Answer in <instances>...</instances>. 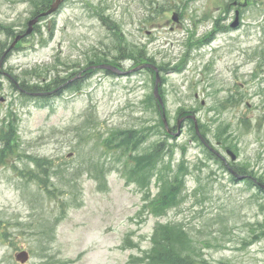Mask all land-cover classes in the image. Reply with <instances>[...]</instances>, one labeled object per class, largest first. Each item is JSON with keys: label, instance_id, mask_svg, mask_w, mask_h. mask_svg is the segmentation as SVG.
Instances as JSON below:
<instances>
[{"label": "rangeland", "instance_id": "rangeland-1", "mask_svg": "<svg viewBox=\"0 0 264 264\" xmlns=\"http://www.w3.org/2000/svg\"><path fill=\"white\" fill-rule=\"evenodd\" d=\"M39 1L0 0V125L17 120L22 151L0 165V264H152L145 254L158 222L182 225L198 258L264 264V193L254 184L264 185V0H240L234 28H226L233 0H63L26 32ZM103 15L127 46L165 65L161 111L145 98L154 81L147 69L82 73L91 59L118 56ZM216 24L225 29L211 35ZM58 76L69 86L45 88ZM185 114L221 157L235 153L249 182L208 156ZM117 127L147 129L138 151L171 135L158 162L164 175L183 172L173 205L148 211L120 150L105 153L100 139ZM26 153L52 161L53 194L11 167L35 169ZM22 250L24 263L15 256Z\"/></svg>", "mask_w": 264, "mask_h": 264}, {"label": "trees", "instance_id": "trees-1", "mask_svg": "<svg viewBox=\"0 0 264 264\" xmlns=\"http://www.w3.org/2000/svg\"><path fill=\"white\" fill-rule=\"evenodd\" d=\"M50 1L51 0H40L37 6H35L34 11H32L33 15L47 9ZM101 19L109 26V28L114 30L113 34L116 36L117 40L116 49L118 50V56L110 57L109 59L105 57H98L95 60H89L87 64L109 63L121 66L119 60L122 59L132 60L134 61V65L144 63L145 61L153 62V59L146 55L143 49L131 48L129 45L127 46L125 44L124 36L117 24L111 21L107 22V19L104 16H101ZM9 28L10 27L6 29L7 34L12 33ZM35 28L37 29V26H35ZM159 68H162V70L166 69L165 65H161ZM86 70H91L92 72L95 69L86 68ZM148 70L153 72L151 69ZM60 79V76L54 78L45 88L50 90L57 84H61ZM31 87V89L37 90L34 89V87L38 86L32 85ZM153 99V95L149 94L147 100L150 104ZM16 124L17 123H15L14 120H8L7 123L0 126V165H8L9 160H11L12 157L18 155L21 156L22 151L20 149V136ZM160 125L162 126L161 121ZM149 127L150 130H152L154 125ZM193 128L194 127L192 125V129ZM149 134L150 133L145 128H114L108 132L102 142L107 151L112 150V148H119L121 155L127 156L125 167H127L126 174L128 179L135 180L138 188L144 189L142 190V194L147 210L159 213L161 210H164L166 207L175 203L177 199V191H179L178 187H180V185H184V180L179 181V179L183 176V172L177 170L176 174L169 172L164 175L162 170L159 168L158 159L160 154L167 152V136L162 140L154 142L151 148L144 151L137 150ZM193 135L196 137L194 129ZM208 154L212 159L218 161V157L214 154L211 152H208ZM29 158L31 161L33 160L36 168L40 171L34 172L33 170L19 169L13 163L11 166L20 176L36 180L40 187H42L49 194H53L50 184L48 183L49 174L47 172L49 169V165L47 164L50 160L35 156ZM240 171L243 172V170ZM153 177L156 185L159 187V190L152 196L147 185L152 181ZM103 180H105V177H103ZM247 181H249V179ZM1 226L2 221H0V227ZM3 227L4 226L1 228ZM260 230L264 235V222L260 223ZM2 233L3 237H5L6 233L4 231ZM151 242V247L145 255L152 264H214L207 258H198L197 256L191 254L189 248L193 242V238H189L183 226L181 225L180 227L175 222H158L152 232ZM219 264L230 263L228 261H222Z\"/></svg>", "mask_w": 264, "mask_h": 264}, {"label": "water", "instance_id": "water-1", "mask_svg": "<svg viewBox=\"0 0 264 264\" xmlns=\"http://www.w3.org/2000/svg\"><path fill=\"white\" fill-rule=\"evenodd\" d=\"M59 2H60V0H55V1L51 4L50 8H49L45 13H50V12L54 11V10L57 8ZM42 14H44V13H42ZM173 16H174V15H173ZM174 18H176V17L174 16ZM36 20H37V17H35V18H33L32 20L29 21V23H28V25H29V29H28L26 32H29V31L31 30V26H32V24H33ZM237 23H238V14H236V17H235L234 22L232 23V26L237 25ZM102 66H103V65H102ZM156 90H157V86H155V91H156ZM227 152H228V154H230L231 159H235V155H234V153H233L232 151L227 150ZM27 257H28V253H27V251H25V250H22V251H20V252H18V253L16 254V258H17L18 260H20L21 262H24V261L27 259Z\"/></svg>", "mask_w": 264, "mask_h": 264}]
</instances>
